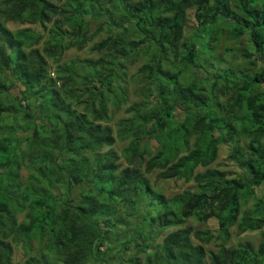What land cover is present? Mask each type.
<instances>
[{
  "label": "trees",
  "instance_id": "obj_1",
  "mask_svg": "<svg viewBox=\"0 0 264 264\" xmlns=\"http://www.w3.org/2000/svg\"><path fill=\"white\" fill-rule=\"evenodd\" d=\"M0 264H264V0H0Z\"/></svg>",
  "mask_w": 264,
  "mask_h": 264
},
{
  "label": "rangeland",
  "instance_id": "obj_2",
  "mask_svg": "<svg viewBox=\"0 0 264 264\" xmlns=\"http://www.w3.org/2000/svg\"><path fill=\"white\" fill-rule=\"evenodd\" d=\"M189 12H191V11H189ZM193 25H194V20H191V18H189V22L187 23L186 34H189ZM216 26L219 27V23H217ZM213 36H214V39H211L209 42L210 47L212 48V54H210V55H212L211 60L216 61L217 57H222L224 66H235L237 68H242L243 71H247V69L249 68V65L247 64V62L236 56L237 55L236 51L239 48L246 47L247 44L243 43V42L239 43L237 40H233L230 37H228L227 35L221 36V35H218L216 33H213ZM99 37H102V35H100ZM98 38H96L95 40H98ZM90 46H91V43H89L88 46L81 51H77L76 49H71V50L66 51L62 57V62L65 60L80 59V58H92V59L97 58L99 56L97 53L89 51ZM227 49H229V51H227ZM200 53L201 54L199 57V63L204 65L203 60L209 55L210 52L208 50H205V51H202ZM138 65H140V62L136 63L133 66H129V68H128L129 72L130 73L135 72L136 67ZM51 76H54V74L52 73ZM199 76H202V74L200 73ZM134 89H135L134 87H131L130 91H129V98H130L131 102L133 100L141 98V95L140 94L138 95V93L136 94L134 92L135 91ZM10 92H13L12 94H17V92L19 93L18 89H12V90H10ZM124 108L125 107H123L120 111H118L113 116L114 121L112 123H114L116 120H118L122 117H127V114L124 112ZM123 145H124V143L117 141L113 145V148L117 152H120ZM226 157H227V152H226L225 147L220 146L218 158L212 166L217 167L219 169H223V170H231L233 172H235V171L242 172V170L239 167L235 166L233 163L228 161L226 159ZM142 170H143V168H142ZM157 172H158V170L154 171L151 174H147V177L150 179V182L153 184V186H155L156 188H161L163 190V193L167 197H172L173 195L182 192L185 188H187L189 185L192 184L191 182L187 183V182L183 181V179H180L177 181L169 180V181L162 182V181L157 179V177H156ZM251 203H252V201L249 202V204L246 206V208L249 207L251 205ZM214 225H215L214 222L204 223V222L197 221L195 219H189L183 225V227L190 228L192 231H194V230H211V231H214V229H215ZM229 231H230V238L226 243V246H228V247H236L240 244L250 243L255 249H257L259 246V243L262 240L261 235H260V231H246V232L242 233V232H239V230L236 226L231 227ZM165 233H167V231ZM218 244H219L218 241L215 242L212 240L210 243L204 244L203 246L207 250H213L214 251L218 248ZM33 245H34V250L31 252L32 254L37 249L42 248V247H39L37 245L36 241H33ZM15 261H17L16 258H15Z\"/></svg>",
  "mask_w": 264,
  "mask_h": 264
}]
</instances>
